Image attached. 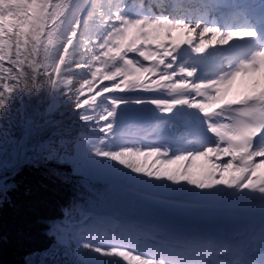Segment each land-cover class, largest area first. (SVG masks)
I'll list each match as a JSON object with an SVG mask.
<instances>
[{
    "label": "snow or ice",
    "instance_id": "6c2138e0",
    "mask_svg": "<svg viewBox=\"0 0 264 264\" xmlns=\"http://www.w3.org/2000/svg\"><path fill=\"white\" fill-rule=\"evenodd\" d=\"M124 6L123 0L101 5L95 0H58L56 3L53 0H5L0 6V122L12 119L14 100H19L23 106L25 96L39 99L45 85L56 92L54 73L65 75L73 65L83 70L81 57L88 55L90 48L94 52L93 45L103 43L110 62H120V67L111 75H104L102 79L86 78L74 91L72 88L68 92L58 90L67 108L82 110L77 114L87 127L104 133L98 142L83 135L73 137L70 128L61 130L58 122L50 118V109L41 112L37 108L33 115L21 116L19 138H9L7 131L0 132V202L16 187L13 178L19 171L18 149L24 148L27 153L25 146L38 137V143L31 149L33 155L26 157L25 163L70 165L72 174L79 176L92 193L85 221L102 216L93 210L94 198L100 189H110L108 181L113 174L174 189L175 185L187 183L195 189L187 194L209 202L185 205L175 200L161 201L165 204L216 207L227 203L258 208L262 214L259 225L250 226L249 237L244 242L229 240L223 231H216L212 239L203 240L199 234L156 224L154 226L170 240L140 254H134L137 248L133 246L131 235L124 241L113 237V242L105 243L98 230L85 229L74 237L77 264H91L95 254L123 257L127 264H264V43L248 49H232V54L210 75L199 71L206 57L198 55L189 62L180 51L181 46L187 44L191 52L204 54L210 45H228L235 37L253 40L258 37L257 30L246 26L247 18L242 19L243 14L239 12L232 13L226 21V27L235 30L222 31L215 26L217 21L205 15H180L181 10L174 5V15L167 14L168 5L159 0L155 4L159 13L154 18L143 15L130 18L124 13ZM197 30L200 41L192 46ZM207 34H211V38L206 40ZM110 43L114 46H109ZM130 53L136 55L130 57ZM140 58L148 64L157 62V66H142ZM158 65L171 69V75H159ZM89 75L92 77V73ZM158 75L159 80L152 79ZM173 80L175 82L166 86L179 93L177 99H152L147 103L155 105L165 115L185 106L195 110L200 125V134L196 135L199 139L192 136L173 146L166 142L169 137L165 136L144 145L124 142L118 145L119 150L113 148L112 143L106 149L101 147L106 139L117 136V110L128 103L112 98L111 94L147 90ZM103 81L111 84L97 87L98 82ZM85 88L90 95L81 100ZM97 97L111 98V108H104L101 114L93 116L89 113L98 104ZM145 102L141 98L134 101L136 105ZM16 112L19 114L21 109ZM93 121L104 124L100 126ZM183 135L191 136L187 129ZM222 157L227 159L222 160ZM53 174L68 180L67 175L56 170ZM41 223L45 226L44 234L57 243L43 252L31 254L43 260H28L26 264H48L49 260L55 264L59 245L68 242L60 219L43 218ZM126 248L128 250H122ZM210 248L214 252L208 251ZM212 255L216 258L208 259Z\"/></svg>",
    "mask_w": 264,
    "mask_h": 264
},
{
    "label": "trees",
    "instance_id": "16d2710c",
    "mask_svg": "<svg viewBox=\"0 0 264 264\" xmlns=\"http://www.w3.org/2000/svg\"><path fill=\"white\" fill-rule=\"evenodd\" d=\"M5 0H2V4ZM79 58V57H78ZM94 52L89 50V54L81 57L85 69L80 70L73 65L71 71L65 75L53 74V80L57 81V91L53 92L45 85V91L41 93L39 99L27 96L24 97L23 106L19 100H14L12 105V119H5L0 122V132L7 131L9 138H19L21 136V120L23 115H33L35 109L41 112L51 110L50 118L58 122L61 130L71 129L73 137L86 136L98 142L99 134L97 130L87 127L80 120L76 109L67 108L64 104V96L58 95V90L68 92L69 88L74 91L80 87V82L86 78L102 79L104 73L97 71L93 63ZM64 71L63 66H61ZM51 72V71H50ZM89 73H92L90 77ZM69 82L66 83V82ZM106 83V81H103ZM101 83L98 82L97 87ZM90 93L87 88L80 99L88 98ZM97 97V103L100 102ZM90 110V115L96 116L95 109ZM87 107V106H85ZM21 109L17 114L16 110ZM104 108L101 110L103 112ZM93 123L99 124L98 121ZM39 138L29 141L27 153L24 148H19L20 152L19 171L13 180L16 187L8 193V198L0 202V264H26L28 260H43V257H33L32 253L43 252L57 243L52 237L46 236L45 226L41 223L43 218L60 219L65 227L67 244L59 245L58 255L55 264H77L79 259L75 255L76 240L74 239L81 231L88 229L85 226V213L89 212V200L92 193L81 183L79 176H74L70 165H60L55 162L35 164L25 163L26 157L32 156V146L37 144ZM11 150V147H9ZM116 150H119L116 149ZM53 170L68 176L65 180L63 176L53 174ZM97 187H100L99 185ZM101 197L108 204L117 207L120 202L113 200L112 194L104 189L99 190L95 197V202ZM92 229L100 233H107L113 229L109 225L92 226ZM48 264H53L51 260Z\"/></svg>",
    "mask_w": 264,
    "mask_h": 264
},
{
    "label": "rangeland",
    "instance_id": "374dc122",
    "mask_svg": "<svg viewBox=\"0 0 264 264\" xmlns=\"http://www.w3.org/2000/svg\"><path fill=\"white\" fill-rule=\"evenodd\" d=\"M53 2L56 3L58 2V0H53ZM95 3H97V0H95ZM106 3L107 0H104L101 4ZM123 3L125 5L123 8L124 12L125 9L130 6L134 10L142 12L143 15L144 8H139L134 4H130L129 0H123ZM144 14L149 18L151 17L150 12L148 13V11L144 12ZM152 15L156 16L153 13ZM105 19H107V17H105ZM100 46V49L97 50L96 45H93L96 50V58L93 62L97 64V68L101 72H108V74H112L116 71L118 67H120V62H110L109 58L105 56V53L107 52V47L104 46L103 43H101ZM109 46H113V44L110 43ZM83 68L85 69V66H83ZM49 71H52V69H49ZM165 74L171 75V71H162L160 75ZM152 79L159 80V77L157 79L156 77H152ZM176 79H179V77H177ZM173 82L175 81L173 80L163 82V90L173 91L171 88L166 86L167 84ZM145 83H151V81H146ZM105 84L110 85L111 82L108 81ZM156 87L157 89H159L161 86ZM154 90L155 88L137 91L150 92ZM128 92H117L111 94V96L112 98L126 99L125 95L128 94ZM101 99V102L98 103L97 108L95 109L96 116L101 114L100 109L103 106H106V108H111V98H109V100H105L101 97ZM122 105L117 110V122L115 127L117 136L113 137L112 140L106 139L105 143L101 145L102 148L106 149L109 143H112V147L115 149L118 148L119 144L124 142H135L138 145H144L161 138V136L157 137L158 133L154 134L151 132V127H143L145 121L153 113L151 110H147L145 112V115H142V110L123 108ZM98 122L100 126H103V121ZM137 124L140 125L136 126ZM96 130L99 134V137L103 138L104 133L99 132L98 128ZM142 134L146 136L142 138ZM109 162L114 163L111 161ZM127 181L132 182V178L124 177L119 174H113L110 180L108 181L110 189L107 191L113 195V200L123 202L121 210L112 209L108 207L104 202L99 201L98 203H95V207L93 210L102 213V216L91 219L86 223V225L88 227L91 225L96 226L98 224L101 225L103 223H109L114 220L120 222L119 232L115 234L114 231H111L110 233L103 235L105 238V243H111L113 237H116L117 240L123 241L122 239L124 238V236L132 235L133 246L137 248V251L134 252V254H140L138 250L144 248V245L146 243L149 244L152 250H154L157 247L161 246L163 243L168 242L170 240V237L165 232L154 226L156 224H165L179 230H184L188 234H193L191 232L193 230L199 231V229H205L203 221H206V219L221 218L220 215L223 213V206H232L227 203L216 207H177L169 204L165 205V203L161 202L165 200L158 198L159 194H170L176 197H183L185 199H188V202L181 203L185 205H201L208 204L209 202L202 201L200 198L192 197L187 194L195 190L192 185L187 183L180 184V187L176 189L148 188L149 191H147L145 189L146 187L143 188L144 186H142L141 184H129ZM120 234L123 236L122 238H119L121 236ZM122 250L128 249L126 248ZM95 255L96 257L91 261V264H127V261H125L123 257H104L102 254Z\"/></svg>",
    "mask_w": 264,
    "mask_h": 264
},
{
    "label": "bare ground",
    "instance_id": "6f19581e",
    "mask_svg": "<svg viewBox=\"0 0 264 264\" xmlns=\"http://www.w3.org/2000/svg\"><path fill=\"white\" fill-rule=\"evenodd\" d=\"M161 3L164 4L163 0H159ZM183 4H185V7H189L191 3L189 1H184ZM169 10V9H168ZM192 10H196V6L192 4ZM141 15H138V18ZM226 26H221L222 31L225 30ZM199 30H197V34L195 38L193 39L192 46H195L199 43L200 37L198 35ZM211 34H207L204 39H210ZM247 38H241V37H235L232 41H229L228 45H220V44H214L210 45L204 54H195L191 52V46L185 44L181 46L180 51L183 54V58L185 60H188L190 58L196 59L198 55L206 57V60L211 61H221V58L219 57V53L223 49H234L239 48L241 49L244 46V43H255L256 46L259 44L257 43L258 40H260L258 37L250 40V41H243ZM141 48L143 49L144 46L142 45ZM149 50H155V51H161L160 49H149ZM136 54L130 53L129 56L133 57ZM141 65L146 67L151 66H157V62H152L151 64H148V62H143V58H140ZM159 66V65H158ZM170 72L171 69L166 68L163 66V68H159V75L161 74V71ZM209 75L211 73H208ZM155 76L156 79L159 77ZM150 82V81H148ZM161 87L157 89L155 88L154 91H130L129 94H126V99L128 103L123 104V108H132L135 110H142L141 114L145 115V112L147 110H151L153 113L148 117V119L145 121L144 125L149 124V126H152V132L158 133L157 136L161 137H169V142L173 146L176 143H184V139H192V136H196L200 134V125L197 123L196 118L198 117V114L195 112V110H189L186 108V106L182 109L178 108L175 110L173 114H162L159 112V110L156 108L155 105H152L151 103H147V101L152 99H160V100H174L179 97V93L174 91H164V84L160 85ZM137 98H141L145 100L146 102L143 105H136L134 101ZM147 117V116H146ZM144 123V122H143ZM140 125V124H137ZM171 126V127H170ZM190 126H198V130L191 131L189 130ZM185 129H187L188 134L191 135L189 137L183 135ZM211 135V134H209ZM197 139H199L198 136H196ZM222 160L227 158H221ZM159 199L169 201V200H175L179 203L188 202V199H185L183 197H176L174 195L170 194H159ZM166 205V204H165ZM223 213L220 215L221 218L216 219H206V221H203L204 228L205 229H199L191 231L192 233L199 234L200 239L203 240H210L213 238L212 234L216 231H223L226 234V237L235 242H244L248 239L249 233H250V226L252 224L259 225V220L261 219V212L258 208H251L247 206H223ZM180 210V209H179ZM248 236V237H247ZM216 257H214L215 259ZM210 259H213V257H210Z\"/></svg>",
    "mask_w": 264,
    "mask_h": 264
}]
</instances>
